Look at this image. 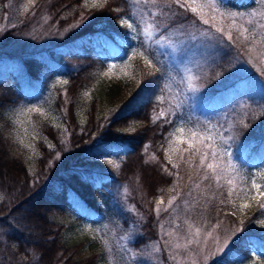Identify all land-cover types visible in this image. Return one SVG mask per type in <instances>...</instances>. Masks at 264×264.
<instances>
[{"label":"trees","instance_id":"16d2710c","mask_svg":"<svg viewBox=\"0 0 264 264\" xmlns=\"http://www.w3.org/2000/svg\"><path fill=\"white\" fill-rule=\"evenodd\" d=\"M256 1L224 0L241 9ZM132 3L108 0L93 8L92 0H35L34 5L0 0V264H110L111 252L101 237H77L99 216L119 223L120 230L136 223L133 244L141 252L155 242L152 224L160 216L154 218L152 209L161 197H176L179 224L184 219L207 227L223 223V233L234 240L212 264H238L254 258L253 251L264 258L263 210L255 207L239 217L224 179L219 187L215 180L202 181L179 161L180 152L169 151L167 134L174 117L164 95L173 67L168 53L157 57L144 52L155 67L137 52L124 71H105L108 54L124 53L122 41L134 39L133 31L120 23H132ZM192 18L194 14L171 9L163 20L174 24ZM234 35L237 51L233 41H219L218 56L205 65L210 78L203 81L202 95L207 107L216 99L247 100L249 119L233 129L231 141L240 161L247 163L264 158V93L241 74V56L250 42L241 43ZM15 63L19 76L38 84V91L25 92L12 83ZM231 76L237 80L226 83ZM37 106L43 115L19 114ZM24 120L32 126L31 147L20 143ZM189 154L183 153L185 159ZM169 156L180 163L179 180L169 175L177 172L168 164ZM112 159L118 165L109 170L96 166ZM124 187L144 208L142 220L116 202Z\"/></svg>","mask_w":264,"mask_h":264},{"label":"rangeland","instance_id":"374dc122","mask_svg":"<svg viewBox=\"0 0 264 264\" xmlns=\"http://www.w3.org/2000/svg\"><path fill=\"white\" fill-rule=\"evenodd\" d=\"M132 2V24L135 29L132 36L134 39L128 43L122 41L127 48L124 53L119 51L108 54L110 58L107 59L108 61L105 64V71L109 73L117 71V69L124 71L133 57L131 56L133 50H136V52H154L157 57H160L162 51L168 53L167 58L173 64V67H171L170 72L171 81L168 83L169 86L167 84L164 95L174 117L173 126L167 134L168 146L171 142V148L173 149H179L180 147L186 149L187 143H180V141L187 140L190 130L212 135L221 151L232 153L231 160L226 156H222L221 159L225 165L235 166V169L230 170L227 174L228 178L235 177L232 185H228L226 179H224L225 184L233 189L232 195L235 196L236 203L233 213L243 217L253 211L255 207L261 209V205H264V198L252 199L257 192L252 185L253 183L259 185V190L264 192V182L262 180L264 178V158L259 161L251 158L249 162L244 163L240 161L236 149L231 145L234 134L233 129L235 127L239 128V125L246 123V120L249 119L247 114L250 113V108L247 100L240 98L235 101L221 102V100L216 99L210 107H207L203 102V81L210 78L208 68L205 65L210 57L216 58L218 56L217 50L221 48L219 41L225 43L232 41H229L225 35L215 31L213 26L216 23L215 21L210 20L209 25H205L190 9L180 8L178 5L172 4L171 0H158L155 5L145 3L144 0H132ZM218 6L220 12L225 13L223 17L225 25L229 23L227 14L235 13L236 23L247 28L250 37L254 34L255 39L260 41L261 36H264V27H261V25H264V0H257L252 6L243 9L230 7L224 0H219ZM171 9L183 11L185 14L192 15V17L194 14L195 18H192V21H178L174 24L172 21H164V15ZM205 11L209 13V16L216 15L218 19L221 18L219 13L214 12L212 9H206ZM248 21H251V23H248ZM148 25H152L149 29L151 36L145 33V28ZM171 25L174 27H170ZM31 30L29 32L30 39L34 40V27ZM234 34L238 36L235 29H233V37ZM240 39L243 38L240 37ZM29 44L28 41L25 46ZM233 44L235 48V39ZM251 47L252 44H248L245 56L242 54L239 70L242 75H249L254 80L252 86L256 87L257 91L264 93V56L260 55L261 52H264V44H257L254 53L248 51ZM235 51H237L236 48ZM110 65H116V67L110 70ZM11 70L14 76L11 81L14 85L25 92L39 90L38 84L24 80L23 77L19 76V64H13ZM41 76V79L45 78L44 74ZM189 77L192 78L191 87L195 91L190 90ZM236 78V76H231L226 83H232L237 80ZM2 79H5V77L2 76ZM54 81L53 78L48 80L50 84ZM37 82L40 84L39 81ZM208 89L206 90L212 92L210 87ZM22 122L19 128L20 141H23L24 145H30L32 126L25 120ZM179 128H183L184 132H178L177 129ZM173 152L171 151V153ZM151 158L155 159L156 157L152 156ZM100 163L96 166H102L105 170L118 165V161L113 159ZM257 163L259 165L256 166ZM130 196L129 189L124 187L115 200L121 205L122 210L129 211L137 219L142 220L139 213L144 211V208L134 203L136 202L135 198H129ZM171 198L164 200V204L160 205L159 213L156 211V205L152 209L154 218L160 216L158 223L152 224V228L155 227L153 229L155 242L152 241L150 244L145 245L141 252L134 249L133 242L137 240L134 235V229L137 225L134 222L130 223L128 228L120 230L119 223L113 224L110 222L109 217L99 216L97 223L85 224L77 237L83 239L87 235H94L101 237L104 241L107 240L106 245L111 252L110 264H192L193 260H195V264H212L214 260L229 249L234 240L233 237L223 233V223L219 227H215L218 224L217 222L212 226H208V228L206 225L184 219L183 223L179 224V219L176 216L177 204L173 201L171 207H169L168 202ZM241 204L247 206L241 208ZM262 210L264 212V209ZM190 224L193 226V231L197 227L201 229V235L196 237L200 243L198 245L190 244L188 249L183 247L177 249L175 247L177 243L184 245L191 239L189 234ZM225 239L228 241L226 245L224 244ZM252 253L255 256L254 258L242 260L238 264H264V258L258 256L255 251ZM205 257H207L206 260Z\"/></svg>","mask_w":264,"mask_h":264},{"label":"snow or ice","instance_id":"6c2138e0","mask_svg":"<svg viewBox=\"0 0 264 264\" xmlns=\"http://www.w3.org/2000/svg\"><path fill=\"white\" fill-rule=\"evenodd\" d=\"M108 0H92V7L93 8H102L105 4H107ZM145 3H151L153 5L157 4L158 0H144ZM172 4L178 5L180 8L183 9H190L193 13H195L198 17L199 20L203 22L205 25H209L210 20L215 21L216 23L213 25L215 27V31L217 33H221L227 37L229 41H233V29L236 30L238 33V36L236 37L237 40L242 37L243 39L240 41L241 43H247L250 42L252 44V47L248 49L250 53H254L256 50V45L257 44H264V36H261L260 41H257L255 39V35L253 34L251 37L249 36V30L243 25H238L236 23V14L235 13H228V19L229 23L225 25L223 17L225 16V13L220 12L218 3L219 0H171ZM29 5H34L35 0H28ZM87 6V5H85ZM170 6V5H168ZM206 9H212L214 12L219 13L220 19L217 18L216 15H211L209 16V13L206 12ZM25 11H27V5L25 6ZM120 23L126 24L127 28L135 31L133 28V24L129 23L127 20H120ZM248 23H251V21H248ZM75 27V25H73ZM152 27V25H148L147 28H145V33L149 36H151V32L149 29ZM261 27H264V25H261ZM143 59L144 63L150 67H155L153 64L152 60L149 59L147 56L144 55V52L141 51L139 53ZM137 55L136 50H133L131 52V56ZM261 56H264V52L260 53ZM116 65H110L109 69L111 70L112 68H115ZM159 70V69H157ZM109 73H105L104 75H108ZM191 77H189V84H190V90L195 91L194 88L191 87ZM62 83L67 84V81H63ZM161 100H163V97H161ZM179 107V105H177ZM36 112L40 113L43 115L41 107H32V108H26L20 110V115H30L31 113ZM2 115V114H0ZM163 112H161V116H163ZM245 127L248 125L245 124ZM178 132L183 133L184 129L179 128L177 129ZM20 143H24L23 141H20ZM180 143H187V148L186 149H173L171 148V142L169 145V151H176L180 152L181 154L179 155L178 159L181 163H184L187 165L188 169L191 171V173L200 176V179L202 181H208L210 179L215 180L217 187H219V181L223 178L226 179V182L228 185H232L233 179L228 178L227 174L229 173L230 170H234L235 166L228 164L225 165L224 162L222 161L221 157L226 156L229 160L232 158V153L228 151H221L216 142L215 138L210 135V134H203V133H198L196 131H191L190 130V135L187 138V140H181ZM25 147H31L28 144L24 145ZM190 153L188 158L185 159L183 153ZM59 158V157H58ZM198 158V162H197ZM168 164L172 166L173 169H177V172L172 173L169 172V175L175 176L177 180L181 179L179 175V168H180V163H176L173 161L172 157H168ZM201 170H203V175H200ZM165 171H168L167 168H165ZM191 178V177H190ZM253 188L257 190L256 196H253L252 199H257L259 198H264V192H261L259 190L260 186L253 183ZM201 187L200 183L195 184V188L199 189ZM170 191L174 189H169ZM191 194V193H189ZM233 194V189L229 188L228 190V197L231 198ZM176 200V197H172L171 200H169V207H171L173 201ZM221 204L225 203L224 200L220 201ZM164 204V199L161 197L156 204V211L157 213L160 212V205ZM246 204H241L240 207L244 208L246 207ZM261 209H264V205H261ZM215 227H219V224L215 225ZM189 234L191 236V239L188 240L187 243L184 245H180L177 243L175 247L177 249L183 247L185 249L189 248L190 244H199L200 242L196 239V237H199L201 235V229L200 228H195L193 231V226L190 224L189 225ZM171 235V233H170ZM105 244L108 243L107 240L104 241ZM228 243L227 239L224 240V244L226 245ZM207 257H205V260ZM192 264H195V260H193Z\"/></svg>","mask_w":264,"mask_h":264}]
</instances>
